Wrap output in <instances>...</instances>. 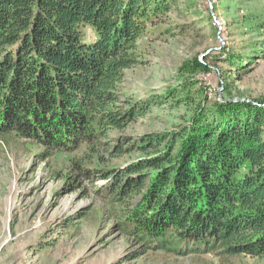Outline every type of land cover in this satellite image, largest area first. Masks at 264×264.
Wrapping results in <instances>:
<instances>
[{
  "label": "trees",
  "instance_id": "1",
  "mask_svg": "<svg viewBox=\"0 0 264 264\" xmlns=\"http://www.w3.org/2000/svg\"><path fill=\"white\" fill-rule=\"evenodd\" d=\"M175 1L0 0V138L30 141L44 159L80 152L70 183L115 217L111 228L130 247L125 260L157 251L264 260V99L207 105L197 92L204 100L186 124L144 134V155L109 165L131 142L112 130L193 99L176 90L135 98L123 88L126 71L140 63V39L172 34L160 25ZM243 59L226 52L223 61L239 74ZM206 70L197 57L179 67ZM223 90V98L242 97Z\"/></svg>",
  "mask_w": 264,
  "mask_h": 264
},
{
  "label": "rangeland",
  "instance_id": "2",
  "mask_svg": "<svg viewBox=\"0 0 264 264\" xmlns=\"http://www.w3.org/2000/svg\"><path fill=\"white\" fill-rule=\"evenodd\" d=\"M160 26L173 27L172 34L140 39V63L126 71L124 92L148 99L176 90L193 99L153 107L130 125L112 130L114 137L125 135L131 142L109 165L124 167L144 155L138 151L144 134L186 124L190 108L204 100L197 92L206 95L207 105L221 100L218 93L223 98L224 86L253 103L264 99V46L259 49L264 43V0H176ZM226 52L244 57L239 74L229 72ZM195 57L209 70L182 74L179 67ZM41 150L25 139L0 138V264H264L249 255L223 260L210 253L177 256L162 251L125 260L130 247L111 228L115 217L95 194L83 196L70 183L76 177L69 164L80 152L44 159L37 156ZM69 219L78 228L62 230L60 225Z\"/></svg>",
  "mask_w": 264,
  "mask_h": 264
},
{
  "label": "water",
  "instance_id": "3",
  "mask_svg": "<svg viewBox=\"0 0 264 264\" xmlns=\"http://www.w3.org/2000/svg\"><path fill=\"white\" fill-rule=\"evenodd\" d=\"M218 97L221 100H244L243 98H238V97H235V98H221V94L220 93H218Z\"/></svg>",
  "mask_w": 264,
  "mask_h": 264
}]
</instances>
